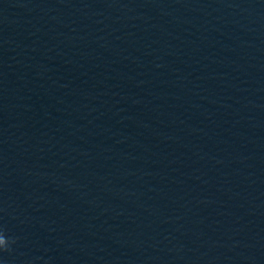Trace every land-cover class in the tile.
Masks as SVG:
<instances>
[{
    "label": "water",
    "instance_id": "1",
    "mask_svg": "<svg viewBox=\"0 0 264 264\" xmlns=\"http://www.w3.org/2000/svg\"><path fill=\"white\" fill-rule=\"evenodd\" d=\"M0 264H264V0H0Z\"/></svg>",
    "mask_w": 264,
    "mask_h": 264
},
{
    "label": "clouds",
    "instance_id": "2",
    "mask_svg": "<svg viewBox=\"0 0 264 264\" xmlns=\"http://www.w3.org/2000/svg\"><path fill=\"white\" fill-rule=\"evenodd\" d=\"M12 243H14V241L7 238L3 231H0V252L8 250Z\"/></svg>",
    "mask_w": 264,
    "mask_h": 264
}]
</instances>
